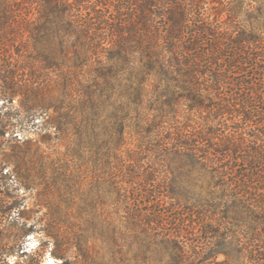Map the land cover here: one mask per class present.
Instances as JSON below:
<instances>
[{
    "label": "trees",
    "instance_id": "1",
    "mask_svg": "<svg viewBox=\"0 0 264 264\" xmlns=\"http://www.w3.org/2000/svg\"><path fill=\"white\" fill-rule=\"evenodd\" d=\"M0 64V98L54 81L57 115L29 117L107 159V202L42 228L59 264H264V0H0ZM18 126L0 110V146ZM10 166L0 264H39L21 190L58 182ZM59 175L72 196L84 173Z\"/></svg>",
    "mask_w": 264,
    "mask_h": 264
},
{
    "label": "rangeland",
    "instance_id": "2",
    "mask_svg": "<svg viewBox=\"0 0 264 264\" xmlns=\"http://www.w3.org/2000/svg\"><path fill=\"white\" fill-rule=\"evenodd\" d=\"M7 65L5 63L4 67ZM38 81L40 80L33 79L29 84L33 82L35 85L34 82ZM28 86L21 87V94L0 98V110L3 115L5 114L6 118H11L12 122L20 125L13 133L9 132L2 138L0 161L8 160L11 163L9 167L11 170L15 169L16 165L18 168H23L25 165L37 169L42 167L53 182L56 178L57 186L55 184L50 188L46 184L29 189L23 187L21 190L23 205L20 211L24 214L20 221L26 222L28 227L32 228V232L24 242L29 255L38 252L39 255H35L33 259L39 260V264H59L62 262L61 259L52 254L53 243L42 246L43 241L48 240L42 228L44 224L55 219H70L77 223L86 222L90 220L89 211H78L79 207H90L96 204L99 197H104L102 201L107 202V183L104 179L97 183L95 169L96 160L97 163L100 162L99 167H101L106 165L107 159L106 156L97 158L94 152L90 153L89 148H86L87 145L82 151H79L73 144L78 137L72 130L68 131L66 136L55 133L56 128L45 123L47 118L44 117V110H39L35 119L32 120L26 106L29 101L50 102L51 108H48V113L56 116L54 105L60 101L61 92L54 81L49 83L46 81L39 89ZM83 141L88 142L85 139ZM132 143L130 147L135 146V141ZM146 162L147 159L143 161V164L146 165ZM80 171L84 173L81 181L75 180L71 183L72 185L70 184L74 191L72 196H67L70 192L65 188L58 190L61 183L59 173L67 174L68 179L71 180ZM75 182L78 184H74ZM100 204L102 205V202ZM100 204L97 203L96 206L100 207ZM69 207L73 208L72 213L66 212ZM89 222L94 226L92 221ZM89 245L99 248L103 247L104 243L100 235L97 234L96 238H90ZM225 259L226 256L223 254L218 258L219 261Z\"/></svg>",
    "mask_w": 264,
    "mask_h": 264
}]
</instances>
